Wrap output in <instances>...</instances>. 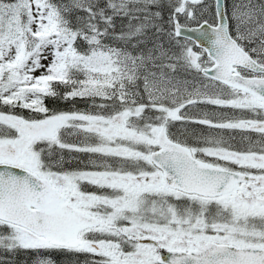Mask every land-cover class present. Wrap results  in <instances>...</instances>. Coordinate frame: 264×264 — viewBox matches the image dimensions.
Segmentation results:
<instances>
[{"label":"snow or ice","instance_id":"6c2138e0","mask_svg":"<svg viewBox=\"0 0 264 264\" xmlns=\"http://www.w3.org/2000/svg\"><path fill=\"white\" fill-rule=\"evenodd\" d=\"M0 264H264V0H0Z\"/></svg>","mask_w":264,"mask_h":264},{"label":"rangeland","instance_id":"374dc122","mask_svg":"<svg viewBox=\"0 0 264 264\" xmlns=\"http://www.w3.org/2000/svg\"><path fill=\"white\" fill-rule=\"evenodd\" d=\"M35 75H40L39 72H36ZM27 111V110H25ZM217 111H222L224 113H226L229 116H233V115H240V110H233V109H217ZM173 131L176 132V134L178 135V132H180V135L184 132V128L179 125V123L177 124L176 129H174ZM193 132L199 134L201 132H207V128H205L204 126H189L188 128V132L187 135L190 138V142L191 140H194L195 137L192 135ZM226 138L229 137H235L234 140H231L230 142L233 144L234 148L236 149H246L248 147V141L246 139H243L244 136H248L251 137V139L253 141L259 139V134L254 133V132H241L240 130H236V131H231V130H226L224 133ZM73 167L75 165H72ZM67 167V165H66Z\"/></svg>","mask_w":264,"mask_h":264},{"label":"trees","instance_id":"16d2710c","mask_svg":"<svg viewBox=\"0 0 264 264\" xmlns=\"http://www.w3.org/2000/svg\"><path fill=\"white\" fill-rule=\"evenodd\" d=\"M57 91L59 92H63V88H58ZM45 104L49 107V108H54L57 110H61V111H66L69 109H85L88 105V102L85 100H81L79 98H77L74 102L72 101H64L59 97L56 98H46L45 99ZM25 115H27V111H25ZM178 135H180V132H178Z\"/></svg>","mask_w":264,"mask_h":264}]
</instances>
